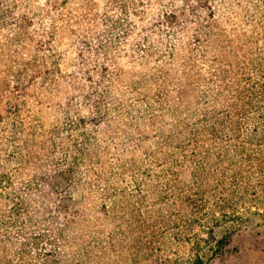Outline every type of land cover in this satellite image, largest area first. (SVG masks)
I'll use <instances>...</instances> for the list:
<instances>
[{"label":"rangeland","instance_id":"rangeland-1","mask_svg":"<svg viewBox=\"0 0 264 264\" xmlns=\"http://www.w3.org/2000/svg\"><path fill=\"white\" fill-rule=\"evenodd\" d=\"M0 264H264V0H0Z\"/></svg>","mask_w":264,"mask_h":264}]
</instances>
